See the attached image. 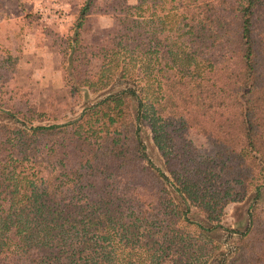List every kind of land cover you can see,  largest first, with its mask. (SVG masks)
<instances>
[{"label":"trees","instance_id":"1","mask_svg":"<svg viewBox=\"0 0 264 264\" xmlns=\"http://www.w3.org/2000/svg\"><path fill=\"white\" fill-rule=\"evenodd\" d=\"M93 4L66 37L70 95L98 94L76 118L0 83V264H264L256 208L222 223L264 185V0H136L87 46Z\"/></svg>","mask_w":264,"mask_h":264},{"label":"rangeland","instance_id":"2","mask_svg":"<svg viewBox=\"0 0 264 264\" xmlns=\"http://www.w3.org/2000/svg\"><path fill=\"white\" fill-rule=\"evenodd\" d=\"M135 1L94 0L81 33L82 43L100 45L114 25L115 11ZM81 4L82 0H0V49L8 50L16 58L12 74L5 69L9 68L7 65L0 70L6 79L0 83L13 92L14 99L7 105L35 107L47 114L50 120L45 123H52L76 118L84 104L97 99L98 94H89L83 88L80 95L71 96L70 84L64 81V68L69 66V62L63 65L66 37ZM92 68H98L97 61ZM144 139L150 161L164 169L153 141L146 135ZM252 208L264 220V185L258 195L229 204L222 223L231 228L240 223L242 230L247 223V211ZM219 238L221 249L226 251L233 237L221 232Z\"/></svg>","mask_w":264,"mask_h":264}]
</instances>
